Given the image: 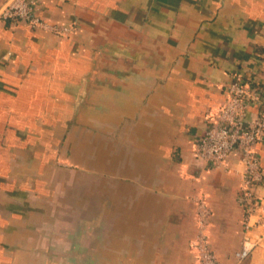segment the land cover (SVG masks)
<instances>
[{
    "label": "crops",
    "instance_id": "0c3cea01",
    "mask_svg": "<svg viewBox=\"0 0 264 264\" xmlns=\"http://www.w3.org/2000/svg\"><path fill=\"white\" fill-rule=\"evenodd\" d=\"M32 1L71 31L0 18V264H197L195 197L218 264H264V185L246 231L237 156L194 157L231 77L264 85V0Z\"/></svg>",
    "mask_w": 264,
    "mask_h": 264
},
{
    "label": "built area",
    "instance_id": "2783aa9c",
    "mask_svg": "<svg viewBox=\"0 0 264 264\" xmlns=\"http://www.w3.org/2000/svg\"><path fill=\"white\" fill-rule=\"evenodd\" d=\"M32 0H13L0 18L12 25L26 23L32 28L46 30L55 36L67 37L71 27L47 25L36 16ZM225 100L209 114L204 132L197 140L194 157L204 168H225L235 154L242 168L239 172V199L244 206L246 231L248 220L259 208L255 189L264 185V172L254 146L264 142V85L238 74L225 86ZM196 234L190 245L197 264H218L208 238L210 210L200 197L194 199ZM250 237L244 236L240 249L234 254L236 264L244 263L255 248Z\"/></svg>",
    "mask_w": 264,
    "mask_h": 264
},
{
    "label": "water",
    "instance_id": "95a60500",
    "mask_svg": "<svg viewBox=\"0 0 264 264\" xmlns=\"http://www.w3.org/2000/svg\"><path fill=\"white\" fill-rule=\"evenodd\" d=\"M13 2V0H8L0 9V16L2 15V13L4 12V10Z\"/></svg>",
    "mask_w": 264,
    "mask_h": 264
}]
</instances>
